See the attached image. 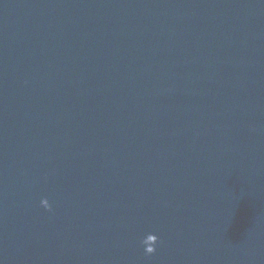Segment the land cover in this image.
<instances>
[{
  "label": "water",
  "instance_id": "1",
  "mask_svg": "<svg viewBox=\"0 0 264 264\" xmlns=\"http://www.w3.org/2000/svg\"><path fill=\"white\" fill-rule=\"evenodd\" d=\"M0 264H264V0H0Z\"/></svg>",
  "mask_w": 264,
  "mask_h": 264
},
{
  "label": "clouds",
  "instance_id": "2",
  "mask_svg": "<svg viewBox=\"0 0 264 264\" xmlns=\"http://www.w3.org/2000/svg\"><path fill=\"white\" fill-rule=\"evenodd\" d=\"M40 204L43 208L47 210H51V205L47 198H42L40 200ZM158 242V237L155 234L149 233L147 234L143 240L141 241L142 245L144 246V251L147 254H152L156 251V244Z\"/></svg>",
  "mask_w": 264,
  "mask_h": 264
}]
</instances>
